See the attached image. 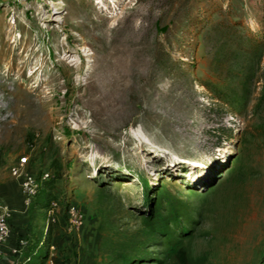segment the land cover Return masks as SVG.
Segmentation results:
<instances>
[{
    "label": "rangeland",
    "instance_id": "1",
    "mask_svg": "<svg viewBox=\"0 0 264 264\" xmlns=\"http://www.w3.org/2000/svg\"><path fill=\"white\" fill-rule=\"evenodd\" d=\"M0 199V264H177L156 212L189 264H264V0H0Z\"/></svg>",
    "mask_w": 264,
    "mask_h": 264
},
{
    "label": "built area",
    "instance_id": "2",
    "mask_svg": "<svg viewBox=\"0 0 264 264\" xmlns=\"http://www.w3.org/2000/svg\"><path fill=\"white\" fill-rule=\"evenodd\" d=\"M30 156L25 153L20 155L11 165L12 173L19 178L22 199L25 205L33 204L36 196L39 194L43 183L52 178L50 169H42L39 173L32 171L29 168ZM60 199H53L48 209V223L57 219V211L60 208ZM86 214L84 210L75 202L69 201L67 203V221L70 229L75 232H80L85 224ZM11 234L10 222V207L3 200L0 199V243L8 239ZM28 239L21 237L19 243L13 247V252L20 255L22 248L26 246ZM2 264H23L12 261H5Z\"/></svg>",
    "mask_w": 264,
    "mask_h": 264
},
{
    "label": "trees",
    "instance_id": "3",
    "mask_svg": "<svg viewBox=\"0 0 264 264\" xmlns=\"http://www.w3.org/2000/svg\"><path fill=\"white\" fill-rule=\"evenodd\" d=\"M156 209V207H155ZM157 213V212H156ZM154 214L151 217L146 218V223L149 227L157 228L160 232H163L166 236L165 243L169 247L170 256L174 263L177 264H189L192 261V257L189 254L188 249L176 240L171 230V223H178V217L176 214H168V217H160L158 214ZM184 230H187L183 228Z\"/></svg>",
    "mask_w": 264,
    "mask_h": 264
},
{
    "label": "bare ground",
    "instance_id": "4",
    "mask_svg": "<svg viewBox=\"0 0 264 264\" xmlns=\"http://www.w3.org/2000/svg\"><path fill=\"white\" fill-rule=\"evenodd\" d=\"M129 65H131L130 67L134 68L133 63H131ZM129 72H130V70H129ZM129 72L125 78L120 77L118 82H114L109 88H107V94L109 95L110 100H112V101L118 100L119 101L121 94L128 90L129 84L127 82L129 81V78H133L136 75V73H135L136 71H134V72L132 71V73L131 72L129 73Z\"/></svg>",
    "mask_w": 264,
    "mask_h": 264
}]
</instances>
